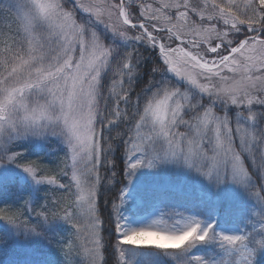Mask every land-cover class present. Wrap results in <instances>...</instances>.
<instances>
[{"label":"snow or ice","instance_id":"obj_1","mask_svg":"<svg viewBox=\"0 0 264 264\" xmlns=\"http://www.w3.org/2000/svg\"><path fill=\"white\" fill-rule=\"evenodd\" d=\"M76 9L88 19L79 21ZM3 11L15 12V28L0 29V160H22L19 152L8 153L16 141L29 136L63 139L68 148L65 168L70 171L59 175H68L69 184L59 183L50 172L37 179L38 165H23V170L37 183L69 189L75 217L64 208L62 218L82 225L76 233L86 264H105L97 198L106 150L99 129L127 119L129 107L134 129L127 139L129 173L141 165L181 162L217 185L230 181L244 188L264 205V183L256 191V182L264 180V127L258 126L264 111H254L255 105L264 108V0H75L73 9L65 7V0H10ZM97 24L111 33V44L105 43ZM240 33L244 35L237 38ZM165 38L179 45L162 42ZM137 44L157 49L162 63L152 68L160 79H150L132 99V84L143 62ZM109 72L114 78L104 98L102 76ZM202 95L209 97L207 105ZM108 99L113 101L110 108ZM216 104L223 105V115L217 114ZM229 106L240 110L235 123L227 114ZM111 148L108 144L107 150ZM137 156L141 158L132 162ZM125 196L121 190L120 203L113 205L120 243L179 248L182 245L169 241L194 234L193 243L218 241L227 252L239 253L235 264H252L248 235L216 233L215 224L196 215L167 235L121 230ZM37 215L48 220L42 212ZM0 219L20 227L17 215L4 209ZM146 236L158 238L143 239ZM124 259L120 249L119 260ZM187 264L208 262L196 255Z\"/></svg>","mask_w":264,"mask_h":264},{"label":"rangeland","instance_id":"obj_2","mask_svg":"<svg viewBox=\"0 0 264 264\" xmlns=\"http://www.w3.org/2000/svg\"><path fill=\"white\" fill-rule=\"evenodd\" d=\"M0 2L7 6L10 0H0ZM195 19L198 20V18ZM162 42L171 43L172 46L179 45V43L175 45L173 42L167 41L166 38ZM212 55L214 54H209L210 57ZM167 75L172 77L171 73ZM173 79L175 78L173 77ZM176 82L183 87L184 82L178 80ZM204 97L208 96L202 95V100ZM203 103L207 105L206 102ZM260 109H262L261 106H254V111L260 112ZM216 112L219 115L224 114V111L216 110ZM227 114L235 123L237 113L231 115L229 110H227ZM258 126L264 127V121L259 122ZM183 130L182 128L181 131ZM129 133V136L134 134L132 125L129 128ZM19 144L31 146L24 150L18 147ZM128 147L126 140L125 152L122 157V162L125 166L124 184L121 188L126 193V196L125 203L120 208L119 219L124 226L121 230H158L160 232L159 235H167L168 232L180 231L184 227L186 218L196 215L198 219L206 223L215 224L216 233L248 235L249 242L247 247L248 250L253 252L252 264H259V260L264 256V246H262L264 244V218H262L264 217V205L258 202L255 195H251L244 188L230 181L220 185L210 182L200 173L186 167L181 162L157 163L152 168L141 165L138 169L129 173ZM29 149H32L31 152L40 153L42 151L43 153L38 157L28 153ZM14 152H19L23 159L21 160L18 157L14 163H8L7 157L0 160V181L8 177L18 176L22 181H28L31 184L33 196L28 201L22 202V194L20 192L8 191L0 195V200L2 201L10 198V203L0 207V209H4L9 215L16 214V223L20 225L18 227L5 222L8 231L6 238L9 240L12 238L13 240L8 242L0 238V264H52L49 255H52L55 251H48L47 253L45 251H47L46 249H54V242L50 238L44 237L40 232L30 230L33 228L30 220H33L37 213H40L32 209L36 210L39 207V203L43 207L53 206L57 209L65 207L69 212H73L75 217L74 206L69 207V205H72L73 197L67 194V187L59 188L56 184H48L47 182L37 183L31 175L23 170V165H32L34 167L38 165V167H35L37 179H41L43 175L50 172L51 176L57 177L59 183L67 185L70 183V177L68 175H57V171H53V168L55 169L56 167L62 168L64 171H70V169L65 168L64 163L65 157L68 155L67 145L60 136H29L16 141L8 155H13ZM140 158L137 156L132 162ZM68 163L70 164V159ZM262 183H264V180L256 182V191H259ZM38 189L43 190L42 202L40 195H36ZM121 190L118 193V197L121 195ZM71 191L75 192V189L73 188ZM173 193L182 198L174 196ZM119 203L120 201L116 198L114 204ZM113 205L111 209L112 220L113 224H115L117 217L113 212ZM62 215L63 212L60 215L61 217L51 222L44 220L43 224L49 230L48 234L50 235L59 231L61 226L63 228L71 227L76 238L75 247L79 253L78 257L83 264H86L81 249V241L77 239L76 233V227L82 225L74 226L63 219ZM115 233L117 238L116 247L118 248L119 246L125 252L123 262L119 260L118 253L116 264H187V261L196 255L203 257L208 264H225V262L227 264H235V260L239 258L238 252H227L221 248L218 241L199 243L191 251L184 253L186 245L179 248L163 249L155 244H122L120 243L122 238L119 233L116 231ZM157 238L156 236L143 237V239L147 240H156ZM103 243L105 249L104 240ZM104 249V261L106 262ZM168 253H179L180 255L172 256L168 255Z\"/></svg>","mask_w":264,"mask_h":264},{"label":"trees","instance_id":"obj_3","mask_svg":"<svg viewBox=\"0 0 264 264\" xmlns=\"http://www.w3.org/2000/svg\"><path fill=\"white\" fill-rule=\"evenodd\" d=\"M7 6L0 2V29L7 31L6 25H11L13 30L15 28L14 20H15V12H5L3 11ZM65 7L68 9L75 8V0H67L65 1ZM75 15L77 19L81 22H84L88 19V14L85 12L76 9ZM195 19V18H194ZM96 30L101 33L105 37V43L111 44L113 37L111 33L104 28L103 25L97 24ZM244 34H236L237 38L242 37ZM131 43L129 42L128 50L131 49ZM179 41H174L173 44H177ZM118 46H121L123 42L116 41ZM137 49L139 53L143 56V62L139 66V75L134 78V82L132 84L133 92L132 99H135L136 95L141 93L142 90L147 87L148 81L150 79H160V73H153L152 68L157 63H162V61L157 60L158 50L148 47L146 45L137 44ZM187 47V46H185ZM113 74L111 72L106 73L102 78V92L103 97H109V89L112 87L113 82ZM187 85L184 83L183 87ZM128 85L125 83V88ZM194 91V90H193ZM208 104L209 97H204L202 100ZM113 101L108 99V106L111 107ZM101 108H104L103 103L101 104ZM121 108H124L123 102H121ZM217 111H223V105H216ZM130 109V107H129ZM259 109V108H258ZM231 115H234L238 111H240L235 106H229L228 109ZM260 111H264V108L260 109ZM107 114V112H105ZM132 125L131 119V109L129 110V118H122L120 121H117L113 125L105 124L102 129H99L103 132V146L105 148V152L101 158V164L99 166L100 172L99 175L101 177V183L99 185V192L97 198V206L100 213V218L104 221L103 225V240L105 242V255L106 262L105 264H116L117 256L120 250V247H116V233L114 231V224L112 220V205L114 204L116 198L118 197V193L120 192L123 184H124V164L122 162L124 152H125V143L127 137L129 136V128ZM108 144L112 145L111 150H107ZM31 145H20L18 147L22 149H26ZM51 146V145H50ZM29 149L27 152L30 154H34L35 156H40L43 152L40 153L36 151H32ZM106 157V159H105ZM46 161V159H44ZM62 168L56 167L53 168V171H57V175L60 173ZM40 174V173H39ZM43 174V173H42ZM41 175V174H40ZM62 176V175H60ZM63 179L62 177H60ZM65 178V177H64ZM20 192L22 194V202L28 201L33 196V189L31 184L28 181H22V179L18 176L8 177L2 181H0V195L4 192ZM67 194H69V189L67 188ZM36 195H40L41 202L43 200V190L38 189ZM174 196L181 197L173 193ZM1 197V196H0ZM182 198V197H181ZM10 203V198L5 201L0 200V207L7 205ZM64 208L57 209L53 206L51 207H43L39 203V207L36 208L35 212H42L44 215L48 216V221H54L61 217L60 215L64 211ZM46 213V214H45ZM55 213V215H53ZM1 220V219H0ZM45 219L42 216L37 215L31 221V225L36 228V231L40 232L44 237L50 238L54 244V249H46V253L48 251H52V255H49L51 258L52 264H83L80 258L78 257V251L75 247L76 238L74 236L73 229L70 228H59V231L53 232L52 235L48 234L49 230L46 229L43 224ZM6 220L0 221V238L5 239V241L12 242V238L9 240L6 237L8 236V231L6 228ZM60 234V235H59ZM55 237V238H53ZM61 237V238H60ZM62 240V241H61ZM73 245L70 249L69 245ZM119 249V250H118ZM259 257V256H258ZM259 264H264V256L261 257V260L258 262Z\"/></svg>","mask_w":264,"mask_h":264},{"label":"clouds","instance_id":"obj_4","mask_svg":"<svg viewBox=\"0 0 264 264\" xmlns=\"http://www.w3.org/2000/svg\"><path fill=\"white\" fill-rule=\"evenodd\" d=\"M7 222V221H6ZM194 234H185L179 237H176L169 242L180 244L182 246L186 245L184 249H187V251H191L194 247H196L199 243H193Z\"/></svg>","mask_w":264,"mask_h":264}]
</instances>
